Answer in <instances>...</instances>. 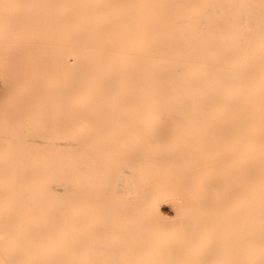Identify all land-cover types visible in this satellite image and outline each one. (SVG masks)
<instances>
[{"label": "bare ground", "instance_id": "6f19581e", "mask_svg": "<svg viewBox=\"0 0 264 264\" xmlns=\"http://www.w3.org/2000/svg\"><path fill=\"white\" fill-rule=\"evenodd\" d=\"M0 264H264V0H0Z\"/></svg>", "mask_w": 264, "mask_h": 264}]
</instances>
